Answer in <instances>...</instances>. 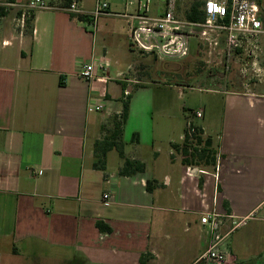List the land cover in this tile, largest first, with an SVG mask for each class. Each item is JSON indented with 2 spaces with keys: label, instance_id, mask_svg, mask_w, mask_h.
Returning <instances> with one entry per match:
<instances>
[{
  "label": "crops",
  "instance_id": "crops-1",
  "mask_svg": "<svg viewBox=\"0 0 264 264\" xmlns=\"http://www.w3.org/2000/svg\"><path fill=\"white\" fill-rule=\"evenodd\" d=\"M33 1L0 0V264H193L217 233L224 236L217 248L226 253L225 264H264L263 20L261 35L211 57L222 62L209 70L220 89L212 91L210 116L200 108L202 122L193 123L217 151L215 166H185L173 148L185 139L186 113L184 126L182 117H172L152 128L144 144L124 143L126 158L145 163L146 171L123 177L116 151L107 154L105 171L93 167L94 144L128 94L132 99L135 90L154 85L143 83L141 67L153 57L173 72L167 66L177 61L138 53L129 72L118 70L112 78L107 48L117 35L104 30L123 20L132 52V21L122 14L134 13V2L121 13L102 0L108 14L93 22L73 18L62 0H45L50 8L37 10L30 7ZM98 1L89 7L75 0L88 13ZM164 1L152 0L149 14L159 15ZM197 47L202 51L194 40L184 61ZM103 59L106 74L97 69L90 81L80 77L86 64ZM102 103V111L93 110ZM107 192L113 195L108 205ZM213 213L219 232L215 223H201ZM98 221L111 232H100Z\"/></svg>",
  "mask_w": 264,
  "mask_h": 264
},
{
  "label": "built area",
  "instance_id": "built-area-1",
  "mask_svg": "<svg viewBox=\"0 0 264 264\" xmlns=\"http://www.w3.org/2000/svg\"><path fill=\"white\" fill-rule=\"evenodd\" d=\"M136 4L134 13H124L123 17L130 22L129 43L133 50L141 54H149L159 60L184 61L191 53V45L195 40L202 46V53L208 64L212 67L220 65L221 60L215 62L211 57L215 51L219 55H227L242 46L246 38H256L263 32L261 10L254 0H205L203 12L205 21L190 22L185 15L180 16L177 12L176 0H165L162 12L153 16L149 14L152 0H129ZM34 9H48L50 5L45 0H34L30 3ZM109 4L99 0L94 11L88 13L84 11L78 3H72L66 12L78 16H88L95 20L101 15L108 14ZM224 36L225 46L220 47V40ZM109 63L103 59L98 64H86L80 72V77L90 81L96 77L95 71L106 74ZM103 103L93 107L95 111L103 110ZM202 111L189 112L186 122L187 136L192 138L196 134V127L193 118H202ZM216 167V177L218 172ZM204 173V172H202ZM109 182V181H108ZM113 198L111 192L103 196L104 204L108 205ZM202 224L215 223L216 231L219 232L221 222L216 214H207L201 219ZM238 223L230 228L227 234H231ZM224 236L216 234L215 244L201 255L193 264H225L226 253L217 248V244L223 240Z\"/></svg>",
  "mask_w": 264,
  "mask_h": 264
},
{
  "label": "rangeland",
  "instance_id": "rangeland-1",
  "mask_svg": "<svg viewBox=\"0 0 264 264\" xmlns=\"http://www.w3.org/2000/svg\"><path fill=\"white\" fill-rule=\"evenodd\" d=\"M86 1L89 7L94 3V0ZM176 1L177 12L180 16L185 15V12L193 2V0ZM255 1L260 5L261 18L264 22V0ZM111 2L113 8L121 13L124 12L125 4H130L129 0L124 2L111 0ZM158 3L159 0H154L155 5ZM130 9H134L133 5H130ZM110 30L117 35L115 40L111 39L109 41L107 48L108 58L112 60L111 77L116 78L118 70L129 72L128 64H135L139 60V54L137 51L133 52V50L130 52L131 50L126 44L128 31L123 20L114 19L113 28L105 29L104 32L110 33ZM102 44L104 45V43ZM97 50L99 53L103 52L100 44H98ZM192 53L193 55L186 61L169 64L167 68L173 72H165L163 68L166 66L157 62L153 57L150 66L141 67L143 83L154 85L137 89L132 94L131 114L123 136V141L124 143L127 142L128 146H131V140H133L135 135L141 141V144H144L150 139L152 128L155 126L158 128L160 123H164L165 119L166 122H171L172 117L179 118V120L182 117L183 119L180 121L184 126L186 113L189 114V112L197 111L200 108H205L207 110L206 116H210L209 113L215 95L212 91L220 88L210 81L209 74L211 72L209 70L212 66L206 62L201 49L193 50ZM94 115L98 116V114ZM195 119L197 120L198 118ZM104 130L105 132L101 139L108 132V129ZM112 157H117L115 152H112ZM115 159L117 160V158ZM229 239L227 242H230Z\"/></svg>",
  "mask_w": 264,
  "mask_h": 264
},
{
  "label": "trees",
  "instance_id": "trees-1",
  "mask_svg": "<svg viewBox=\"0 0 264 264\" xmlns=\"http://www.w3.org/2000/svg\"><path fill=\"white\" fill-rule=\"evenodd\" d=\"M64 8H68L75 0H62ZM16 0H6L8 4H14ZM205 0H193L192 4L185 12V17L190 22H203L205 21V14L203 12V6ZM31 18L33 13L31 12ZM0 16L2 13L0 12ZM71 16L78 21L88 20L87 16ZM130 99L128 94L126 99L122 101V111L119 115H115L111 120V128L108 129L107 134L102 139L98 140L94 144V163L93 167L102 171L106 170V157L111 151H116L122 160V165L119 169V175L123 177H132L136 174L144 173L146 171V165L143 162L137 160H130L126 158L124 153L123 133L124 126L128 120L130 112ZM196 134L190 138L185 131V139L181 145H173L175 151L179 152L182 156V163L185 166H215L217 151L213 147H208L207 141L201 136L202 131L199 127H196ZM133 142H138V137L133 136ZM152 183L147 184V189L152 191ZM97 227L102 233H110L111 229L103 221L97 222ZM145 256L142 257V263H144Z\"/></svg>",
  "mask_w": 264,
  "mask_h": 264
},
{
  "label": "water",
  "instance_id": "water-1",
  "mask_svg": "<svg viewBox=\"0 0 264 264\" xmlns=\"http://www.w3.org/2000/svg\"><path fill=\"white\" fill-rule=\"evenodd\" d=\"M207 146H211V143L209 142V143H207Z\"/></svg>",
  "mask_w": 264,
  "mask_h": 264
}]
</instances>
